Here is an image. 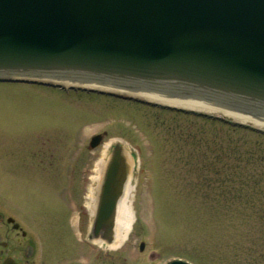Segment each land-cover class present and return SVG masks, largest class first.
Here are the masks:
<instances>
[{"label": "rangeland", "instance_id": "1", "mask_svg": "<svg viewBox=\"0 0 264 264\" xmlns=\"http://www.w3.org/2000/svg\"><path fill=\"white\" fill-rule=\"evenodd\" d=\"M203 111L228 121L244 120ZM202 130L241 148L264 149V136L220 121L94 93L0 83V162H12V172L20 171L14 164L40 172L34 176L42 184L38 203L44 221L55 224L61 239L69 242L60 260L71 261L62 264H165L172 259L252 264L250 249L262 236L263 220L252 211L257 207L251 201L225 202L215 183L203 181L205 161L198 152L214 162L219 140L193 150L178 137ZM102 133L101 144L88 148L89 139ZM114 141H121L132 157L126 184L131 187L133 224L124 243L107 250L87 240L94 216L85 203L95 164L104 157L106 162ZM221 173L230 178L233 170ZM207 176L217 178L213 172ZM0 187L5 188L3 179Z\"/></svg>", "mask_w": 264, "mask_h": 264}, {"label": "water", "instance_id": "2", "mask_svg": "<svg viewBox=\"0 0 264 264\" xmlns=\"http://www.w3.org/2000/svg\"><path fill=\"white\" fill-rule=\"evenodd\" d=\"M0 83L94 93L264 135V0H0ZM127 167L115 143L89 240L111 243Z\"/></svg>", "mask_w": 264, "mask_h": 264}, {"label": "flooded vegetation", "instance_id": "3", "mask_svg": "<svg viewBox=\"0 0 264 264\" xmlns=\"http://www.w3.org/2000/svg\"><path fill=\"white\" fill-rule=\"evenodd\" d=\"M12 165V162H0V180L3 179L5 185V188L0 187V264H62L71 261L68 257L61 263L60 254H67L69 242L61 239L58 230L54 229L55 224L47 226L44 221L38 203L42 184L40 178L34 176H40V172L34 168L26 172L15 164L20 171L12 172Z\"/></svg>", "mask_w": 264, "mask_h": 264}, {"label": "trees", "instance_id": "4", "mask_svg": "<svg viewBox=\"0 0 264 264\" xmlns=\"http://www.w3.org/2000/svg\"><path fill=\"white\" fill-rule=\"evenodd\" d=\"M179 140H184L193 150L199 148H209L211 140L218 139L219 145L213 154L214 162H210L207 155L198 152L204 159L201 169L203 181L208 186L213 182L216 184V192L227 201H242L245 198L250 203L252 211L258 215V219L263 220L262 236L257 243L252 245V264H264V149H245L233 144V142L219 138L216 132L199 131L198 133H178ZM191 157V155H189ZM202 161V160H201ZM223 168L233 170L230 178L222 176ZM213 172L217 178L210 180L208 174ZM232 177V178H231ZM231 180L233 182L231 183ZM231 185V187H229Z\"/></svg>", "mask_w": 264, "mask_h": 264}, {"label": "bare ground", "instance_id": "5", "mask_svg": "<svg viewBox=\"0 0 264 264\" xmlns=\"http://www.w3.org/2000/svg\"><path fill=\"white\" fill-rule=\"evenodd\" d=\"M64 84H68V83H64ZM142 98H145L148 100L159 101V102H166V101L156 100L152 98H146V97H142ZM168 103L175 104L177 106L191 107L194 109H202V108H197V107H193L189 105L177 104V103H172V102H168ZM114 143H121L122 148H123L124 162L126 163V165L132 163L131 153L125 147V145L121 141H114ZM104 158L106 159V157ZM105 159L101 158L100 160L96 162L94 171H93L94 175L91 176L90 178L92 182V186L90 185L88 189L87 199L89 201L85 203V207L88 209L91 216L94 215L95 208H96V200H97L96 194L98 193L99 185L102 180V173H103V169L105 166L104 165ZM130 191H131V187L130 186L128 187V184H126L124 187L123 195L119 200L117 210H116L115 225H114V230H113V235H112L113 236L112 241L106 246L108 250L118 249L124 243L128 234L131 231V227L133 224V212L131 209ZM91 224H92V221H91ZM92 242L97 244L100 247H102L103 245L102 241H100L99 239H94L92 240Z\"/></svg>", "mask_w": 264, "mask_h": 264}]
</instances>
